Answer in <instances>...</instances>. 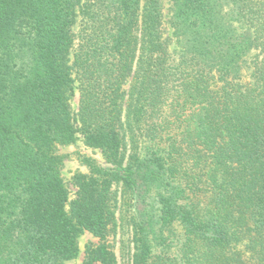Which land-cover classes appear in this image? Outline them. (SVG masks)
I'll use <instances>...</instances> for the list:
<instances>
[{
	"label": "trees",
	"instance_id": "trees-1",
	"mask_svg": "<svg viewBox=\"0 0 264 264\" xmlns=\"http://www.w3.org/2000/svg\"><path fill=\"white\" fill-rule=\"evenodd\" d=\"M76 133L105 162L69 200ZM84 231L82 264L117 234L130 264H264V0H0V264Z\"/></svg>",
	"mask_w": 264,
	"mask_h": 264
},
{
	"label": "rangeland",
	"instance_id": "rangeland-1",
	"mask_svg": "<svg viewBox=\"0 0 264 264\" xmlns=\"http://www.w3.org/2000/svg\"><path fill=\"white\" fill-rule=\"evenodd\" d=\"M169 8V2L165 3V12L167 13ZM80 20V19H79ZM79 20L74 25V31L76 32L79 28ZM172 33V30H169V34ZM244 75H247V71L244 69L242 71ZM77 102H78V92L75 90V93L70 100V105L72 110L77 109ZM58 154L63 156V165L61 169V176L63 178V181L65 183V186L68 190V199L71 200L74 197L75 188L72 183L73 175L76 173H88V167L85 163H83L80 159V155H87L90 156L100 163H104L105 160L98 148L90 147L86 145L82 139V136L79 133H76V138L67 144H63L58 146L57 148ZM68 207V206H66ZM128 236V235H127ZM126 236V237H127ZM120 236L117 234L116 236L112 237L109 236V240L111 241L113 245V249L116 255V262L115 264H130L127 253V248H120L121 244L119 241ZM98 237L92 235L88 231L82 232L78 236V254L75 258L68 261L67 264H82L83 256H84V250L87 245L97 244ZM125 253V255H124ZM127 254V255H126Z\"/></svg>",
	"mask_w": 264,
	"mask_h": 264
}]
</instances>
